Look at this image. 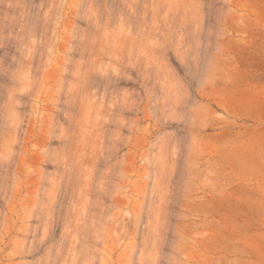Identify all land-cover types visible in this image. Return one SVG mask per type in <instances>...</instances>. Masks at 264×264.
Here are the masks:
<instances>
[{"label": "rangeland", "instance_id": "374dc122", "mask_svg": "<svg viewBox=\"0 0 264 264\" xmlns=\"http://www.w3.org/2000/svg\"><path fill=\"white\" fill-rule=\"evenodd\" d=\"M54 1L0 0V264H264V0ZM48 11L46 70L80 29L87 39L84 57L70 54L84 78L64 88L77 92L68 117L53 80L21 96ZM85 66L110 82L92 84ZM52 113L63 129L49 141Z\"/></svg>", "mask_w": 264, "mask_h": 264}, {"label": "bare ground", "instance_id": "6f19581e", "mask_svg": "<svg viewBox=\"0 0 264 264\" xmlns=\"http://www.w3.org/2000/svg\"><path fill=\"white\" fill-rule=\"evenodd\" d=\"M30 1V0H29ZM54 1V0H53ZM51 2V0H50V2H51V4L52 5H50V8H49V10H50V12L53 10V12L56 10V2L54 1V2ZM49 2V3H50ZM1 3V2H0ZM14 5V4H13ZM35 6V5H34ZM77 6V5H76ZM82 6V5H81ZM144 6V5H143ZM14 7V6H13ZM78 7V6H77ZM30 8V7H29ZM147 11V10H146ZM49 11H48V15H46L44 18L45 19H43V16H42V19L44 20V21H42V23L40 24V25H38V26H36V24H35V26H36V28L37 29H34V31L36 32H34V34H37L36 35V37L38 36V38H39V43H37V44H34L33 46H34V49L33 48H31V53L30 54H28V55H30V57H29V60H28V62H22V60H21V64H23V65H25V66H22L20 63V65H21V67L22 68H24L25 70H24V72H25V74H26V76L25 75H23V74H21V73H23V71H21V73H18L17 75L21 78V76L23 75V77L25 76L26 77V79L24 80V81H22V82H20L21 83V90H23L24 91V93L25 94H22L21 93V96H23V97H28V98H31V97H33V96H35V94H36V92H37V90H36V86L38 85V83H39V80L41 79V81L43 80V81H49V83H50V81H54V83H55V86L56 87H58V85H60V91H59V89H57L56 88V90L54 91V92H57V93H55L57 96H59L60 98L62 97L64 100H62V101H64V102H61V103H64V104H66V108L64 107V108H62L59 104V106H60V108L58 107V109H56V110H58V111H60L61 113H65L66 112V114H64V115H66V117H68V115L70 116V114L68 113V109H69V107L71 106L70 104H72L71 102L73 101L72 99L70 100V98H69V92L71 91V89H73V87H74V85H73V83L74 82H70L69 84H70V86H71V84H72V86L70 87V90H69V88H68V90L67 89H64V88H66V85H67V83L69 82V77H70V75H72V73L73 74H75V72H76V76H78L79 78H84V76L83 77H81V76H79L80 74H83L82 73V71H81V73H79L80 72V69H79V71L77 72V70H78V68H77V70H75V72L73 71H71V65H72V61H71V59H72V57L71 56H73L74 55V53L75 52H79L81 55H82V57H84L83 56V54L82 53H84V50H85V48H84V44H85V39H86V37L84 36V33H85V30H83V29H80L79 30V34L78 35H73L72 33V38L74 37H77L78 36V38H75V39H77V41H75V42H73V41H69V43H68V45L66 46L67 47V49H66V51L69 53H66L65 52V54L63 55V56H60L61 58V60L64 62L61 66H60V68H58L57 67V69H56V71L54 72V71H51V69L49 68L48 70H46V68L49 66V63L51 64V62H53L52 61V58H51V56H49V55H51V49L49 48V43H50V40H51V38L53 37V38H55L53 35L51 36V33H52V27H51V25H52V22H53V20H54V16H53V14H52V16H51V13H50ZM83 10H81V11H79V17H80V19H82L83 20V18L85 17V15L83 14ZM5 14V13H4ZM32 14V13H31ZM44 15V14H43ZM39 16V15H38ZM37 16V17H38ZM86 18V17H85ZM84 18V19H85ZM12 19V18H11ZM14 19V18H13ZM89 19V18H88ZM29 20V18L27 19V23L28 22H30V20ZM33 20V19H32ZM9 21V20H8ZM14 21H15V19H14ZM13 20H12V22H13V24L12 25H14L15 26V24H18V21H15L14 22ZM23 21H24V19H23ZM22 21V22H23ZM9 22H11V20L9 21ZM25 22H26V20H25ZM32 22V21H31ZM15 23V24H14ZM25 24L24 23V25L27 27V25H28V27H29V25H30V27H31V24ZM9 24V23H8ZM20 25H23V23H21V21H20ZM24 25H23V27H24ZM1 26V25H0ZM10 27V26H9ZM20 27V26H19ZM19 27H17V28H19ZM26 27H24V28H26ZM29 27V28H30ZM12 28V27H11ZM23 28V29H24ZM28 29V28H27ZM25 30L24 29V31H23V34L25 35V33H26V37L28 36V34H29V36H31L32 35V30ZM32 29V28H31ZM56 29V28H55ZM3 30V29H2ZM1 30V27H0V31H2ZM17 30V29H16ZM20 30H21V28H20ZM18 31V33L20 32L19 30H17ZM27 31H28V33H27ZM32 33H31V32ZM10 32V31H9ZM12 32H15V30L13 31V30H11V32L10 33H12ZM21 32H22V30H21ZM20 32V33H21ZM54 32V31H53ZM17 33V34H18ZM75 33V32H74ZM23 34H20L21 36L23 35ZM33 34V37H35V35ZM77 34V33H76ZM70 35V34H69ZM68 35V36H69ZM16 37L17 38V40H19L18 39V37L19 38H21L20 36H16V35H12V36H10L11 37V42H12V40L14 41L15 39H12V38H14V37ZM28 36V37H29ZM64 36H66V35H64ZM71 36V35H70ZM7 37H9V36H7ZM25 37V38H26ZM33 37H31V38H33ZM35 37V38H36ZM132 37H134V36H132ZM136 37V36H135ZM23 38V37H22ZM21 38V39H22ZM25 38H23V39H25ZM30 38V37H29ZM28 38V39H29ZM34 38V39H35ZM65 38V37H64ZM5 40V39H4ZM7 40V39H6ZM10 40V39H9ZM53 40V39H52ZM73 40V39H72ZM87 40V39H86ZM89 40V39H88ZM2 41V40H1ZM0 41V42H1ZM26 41V40H25ZM38 41V40H37ZM36 41V42H37ZM8 42V41H7ZM16 42V41H15ZM15 42H13V43H15ZM27 42V41H26ZM26 42H25V44H26ZM34 42V41H33ZM53 42V41H52ZM2 43V42H1ZM12 43V44H13ZM23 43L24 42H22V41H20L19 43H17V44H14L13 45V47L16 49H14V51H18V50H23V49H25V48H23L22 46H23ZM55 43V42H54ZM88 44H90V43H88ZM3 45L5 46L6 45V43L4 42L3 43ZM3 45H1L2 47H3ZM8 45V44H7ZM54 45V44H53ZM12 46V45H11ZM25 46V45H24ZM87 46V45H86ZM93 46H95V45H93ZM135 46V45H134ZM133 46V47H134ZM1 47V48H2ZM13 47H11L10 49L12 50V48ZM26 47V46H25ZM54 47V46H53ZM132 47V48H133ZM3 48H5V47H3ZM9 48V47H8ZM48 48L50 49V53L49 54H47V50H48ZM30 49V48H29ZM137 49V48H136ZM5 50V49H4ZM28 50V49H27ZM93 50H95V49H93ZM92 49L91 50H89V51H93ZM135 50V49H134ZM30 51V50H29ZM88 51V50H87ZM3 52V51H2ZM19 52V51H18ZM149 52V51H148ZM19 53H21V52H19ZM90 53V52H89ZM88 53V54H89ZM70 54H71V56H70ZM91 55H90V57L91 56H93L92 55V52L90 53ZM147 54V53H146ZM145 54V55H146ZM6 55V54H5ZM26 56H27V54H25ZM48 55V57H50L51 59L50 60H48V57H46ZM53 55V54H52ZM59 55V54H58ZM3 56H4V53H3ZM24 56V55H23ZM25 56V57H26ZM55 56V55H54ZM128 56H130L129 54H128ZM147 56V55H146ZM7 57V56H6ZM10 57H11V55H10ZM58 57V56H57ZM24 58V57H23ZM27 58V57H26ZM46 58V59H45ZM54 58V57H53ZM121 58V57H120ZM123 58V57H122ZM131 58V57H130ZM136 58V57H135ZM135 58H133V59H135ZM148 58V57H147ZM147 58H146V60H147ZM19 59V58H18ZM25 59V58H24ZM81 59V58H80ZM94 59V58H93ZM92 59V60H93ZM27 60V59H26ZM44 60H46V61H44ZM83 60V59H82ZM87 60V59H86ZM125 59L123 58V60L121 59V61H124ZM140 60V59H139ZM139 60H138V58H137V64H135V65H138V63H139ZM1 61V60H0ZM16 61V59H14V62ZM47 61H51V62H47ZM79 61H81V60H79ZM88 61V60H87ZM86 61V62H87ZM120 61V62H121ZM126 61V60H125ZM132 61V60H131ZM134 61V60H133ZM135 61V62H136ZM149 61V60H148ZM148 61H147V63H148ZM13 62V63H14ZM19 62V61H18ZM81 62H83V61H81ZM81 62H79V65H81V64H83V63H81ZM89 62H91L90 60H89ZM119 62V61H118ZM129 62V61H128ZM128 62H127V64H128ZM16 63H17V61H16ZM48 63V64H47ZM54 63V62H53ZM98 63V62H97ZM131 63V62H130ZM133 63V62H132ZM145 63V62H144ZM150 63V62H149ZM6 64V63H5ZM18 64V65H19ZM56 64H57V61H56ZM55 64V65H56ZM59 64V63H58ZM87 63H85L84 65H86ZM122 64L124 65V63L122 62ZM121 64V65H122ZM140 64V63H139ZM17 65V66H18ZM48 65V66H47ZM52 65V64H51ZM77 65H78V62H77ZM76 65V66H77ZM91 65H93L94 66V64H93V62H91V64H90V66ZM95 65H96V63H95ZM103 65V63L101 64V67H99V69H100V71L102 72V73H105V72H103L102 70H101V68L103 67L102 66ZM120 65V64H119ZM120 65V66H121ZM132 65V64H131ZM134 65V64H133ZM143 65V64H142ZM2 66V63L0 64V67ZM5 66V65H4ZM6 66H7V64H6ZM11 66V65H10ZM89 68H90V66H89V64L87 65ZM87 66H85V68L87 67ZM114 66V65H113ZM111 67V68H114V69H111V70H115V67ZM145 66H146V63H145ZM145 66H143V67H145ZM51 67V66H50ZM53 67V66H52ZM88 67L85 69V68H83V69H85L84 71V74H85V77L87 78V79H89V81H91V83H92V81H93V83L95 84V85H99V82H110L109 80H110V76H105V75H107V74H105L104 76H103V74L101 73L100 75H99V73L98 72H100V71H98L97 73H98V75L100 76V77H95V78H92L93 77V73H95L96 71H93L92 72V69L93 70H95V68H90V72H92L91 73V80H90V76H89V71H88ZM95 67V66H94ZM130 67V66H129ZM132 68L133 67H135V66H131ZM142 67V68H143ZM149 67H151V66H149ZM3 68H5V67H3ZM8 68V67H7ZM10 68H12V67H10ZM9 68V69H10ZM19 69H21L20 67H18ZM82 68V67H81ZM109 68V67H108ZM13 69V68H12ZM73 69V68H72ZM97 69V68H96ZM98 69V70H99ZM103 69V68H102ZM106 69V68H105ZM110 69H108V71L110 70ZM116 69L118 70L119 69V67L117 68V66H116ZM136 69V68H135ZM135 69H133V70H135ZM138 69H139V66H138ZM145 69V68H144ZM149 69V68H148ZM4 70V69H3ZM7 70V69H6ZM11 70V69H10ZM18 70V69H17ZM22 70V69H21ZM122 70V68L120 69V71ZM132 70V69H131ZM145 70H147V69H145ZM12 71V70H11ZM13 71H14V69H13ZM27 71V72H26ZM107 71V70H106ZM116 71V70H115ZM114 71V72H115ZM138 71V70H137ZM148 71V70H147ZM151 71V70H150ZM2 72V71H1ZM6 72V71H5ZM4 71H3V73H5ZM110 72V71H109ZM143 72V71H142ZM149 72V71H148ZM11 73V72H10ZM9 73V74H10ZM86 73H88L87 75L89 76V77H87L86 76ZM97 73L95 74L96 76H97ZM111 73V72H110ZM117 74H118V72H116ZM123 73H124V75H126L127 73H129V72H122V75H123ZM126 73V74H125ZM0 74H2V73H0ZM7 74V73H6ZM79 74V75H78ZM93 74V75H92ZM143 74H145V77H147V75H149V73H143ZM147 74V75H146ZM4 75V74H3ZM13 75V74H12ZM16 75V76H17ZM21 75V76H20ZM57 75H60V77L58 78L57 77ZM109 75H111L112 76V74H109ZM116 75V74H115ZM114 75V76H115ZM120 75V74H119ZM123 75V76H124ZM130 75V74H129ZM13 76H15V75H13ZM75 76V75H74ZM102 76V77H101ZM121 76V75H120ZM5 77H11V76H5ZM19 77H17L18 79H19ZM78 77H76V79H78ZM17 78H15V77H11L10 78V80L14 83V82H16V81H18L19 82V80L17 79ZM85 78V80H83L84 82H83V84H84V86H86L85 84L87 83L86 82V79ZM113 79L114 78H116V76L115 77H112ZM119 78V77H118ZM122 78V77H121ZM133 78V77H132ZM23 79V78H22ZM80 79V82H79V79L78 80H76V82L78 81L79 83H80V85H82L81 83H82V80ZM129 79V78H128ZM146 79H149V78H146ZM112 80V79H111ZM118 80V79H117ZM130 80V79H129ZM72 81V80H71ZM88 81V80H87ZM18 82H16V84L18 83ZM75 82V83H76ZM147 82V81H146ZM11 83V82H10ZM23 83V84H22ZM43 83V82H42ZM92 83V84H93ZM142 83H143V81H142ZM41 84V83H40ZM145 84V83H144ZM51 85V84H50ZM76 85H79V84H76ZM75 85V86H76ZM79 85V86H80ZM88 86L90 85V82L87 84ZM40 86V85H39ZM84 86H80V87H84ZM87 86V87H88ZM93 86V85H92ZM103 86H104V90H102V91H104V92H107L106 91V89H108V85L107 84H103ZM146 86V85H145ZM15 87V86H14ZM17 87V86H16ZM19 87V86H18ZM17 87V88H18ZM51 87H54V85L53 86H51ZM87 87H85V91L86 90H89ZM90 87H91V85H90ZM13 88V87H12ZM39 88V87H38ZM50 88V87H49ZM59 88V87H58ZM147 88V87H146ZM19 89V88H18ZM51 89V88H50ZM75 89V88H74ZM96 89H98V88H96ZM20 90V89H19ZM40 90V89H39ZM78 90H80L79 88H78ZM99 90V89H98ZM124 90V89H123ZM10 91H11V89H10ZM41 91V90H40ZM76 91H77V88H76ZM75 91V92H76ZM82 91V90H81ZM80 91V92H81ZM19 92H21V91H19ZM49 92V91H48ZM53 92V93H54ZM74 91H72V92H70L71 94L73 93ZM83 92V91H82ZM88 92V91H87ZM97 92V91H96ZM104 92H102L103 94H104ZM124 92V91H123ZM122 92V93H123ZM127 92V91H126ZM130 92V91H129ZM9 93V92H8ZM14 93H15V91H14ZM77 93V92H76ZM76 93H74V94H76ZM89 93H91V90H89ZM93 93V92H92ZM95 93V92H94ZM12 94V93H11ZM51 94V93H50ZM54 94V95H55ZM74 94H72V95H74ZM115 94H117V93H115ZM130 94V93H129ZM81 95V94H80ZM83 95H85V93L84 94H82V96ZM94 95V94H93ZM105 95V94H104ZM8 96L10 97V95L8 94ZM88 96V95H87ZM87 96H85V99H88V98H86ZM130 96V95H129ZM9 97H7V98H9ZM20 97V96H19ZM72 97V96H71ZM79 97V96H78ZM119 97H121V96H119ZM119 97H118V99H119ZM15 98V97H14ZM13 98V99H14ZM82 98V97H81ZM80 98V99H81ZM94 98V97H93ZM117 98V97H116ZM10 99V98H9ZM16 99V98H15ZM21 99V98H20ZM52 99V98H51ZM77 99V98H76ZM80 99H79V101H80ZM83 99H84V97H83ZM90 99V98H89ZM111 99H113V97L111 98ZM12 100V99H11ZM37 100V99H36ZM55 100H57V99H55ZM60 100V99H59ZM78 100V99H77ZM82 100V99H81ZM101 100V99H100ZM99 100V101H100ZM50 101V100H49ZM48 101V102H49ZM52 101V103H53V99L51 100ZM61 101V100H60ZM89 101V100H88ZM88 101L87 102H85V101H83L82 100V103L80 104L79 103V105L81 106L82 104L84 105V103L83 102H85L86 104L84 105V107L86 106H88V104H92V103H90V101H89V103H88ZM96 101V100H95ZM102 101V100H101ZM100 101V102H101ZM113 101H115V100H113ZM112 101V102H113ZM117 101V100H116ZM120 101V100H119ZM119 101H117V102H119ZM125 101V100H124ZM124 101H123V103H124ZM136 101V100H135ZM11 102V101H10ZM12 102H13V100H12ZM15 102V101H14ZM25 102V101H24ZM23 102V103H24ZM44 102V101H43ZM73 102H75V104H76V100L75 101H73ZM78 102V101H77ZM99 102V103H100ZM111 102V103H112ZM117 102H115V103H113V105H114V107H115V109H113V110H115V111H121L124 107L126 108V106H123V104H120V103H117ZM127 102V101H126ZM25 103H28V102H25ZM25 103H24V105H25ZM60 103V102H59ZM88 103V104H87ZM96 103V102H95ZM132 103H134V102H131V104ZM137 103V102H136ZM14 104V103H13ZM104 104V103H103ZM107 104V103H106ZM125 104V103H124ZM10 105V104H9ZM15 105V104H14ZM13 105V106H14ZM20 105V104H19ZM18 105V106H19ZM21 105H22V102H21ZM24 105H22V107H24ZM28 105V104H27ZM37 105V104H36ZM45 105V104H44ZM105 105V104H104ZM126 105V104H125ZM26 106V105H25ZM78 106V105H77ZM96 106V105H95ZM102 106V105H101ZM106 106V105H105ZM8 107V106H7ZM75 107V106H74ZM88 107H90V106H88ZM92 108L94 107V105H92L91 106ZM113 107V106H112ZM129 107V106H128ZM131 107V106H130ZM0 108H2V107H0ZM12 108H14V107H12ZM77 108V107H76ZM92 108L91 109H88V110H92ZM96 108H98V107H96ZM103 108H104V106H103ZM6 109V108H5ZM79 109V108H78ZM81 109V108H80ZM82 109H84V108H82ZM85 109H87V108H85ZM95 109V108H94ZM51 110V109H50ZM96 110V109H95ZM125 110V109H124ZM93 111V110H92ZM24 112H25V110H24ZM19 119H18V122L15 120V122H14V125H15V128H13L14 130H15V132H14V134L17 136V144L20 146V141H21V138H22V136H23V134H25L26 133V128H25V126H23V124H24V122H25V115L26 114H24L23 115V112H19ZM53 114V113H52ZM120 114V113H119ZM60 115V114H59ZM77 115V114H76ZM115 115V114H114ZM3 116H5V115H3ZM53 116H54V119H53ZM53 116H51L52 118H51V123H49V124H47L48 125V128H47V130L45 131L46 132V134H47V136H49L48 137V140L49 141H51L52 139H54V138H59L58 137V135H57V129H59V127L60 128H62V125L59 123L60 121L58 120L57 121V115H56V117H55V114H53ZM71 116H72V114H71ZM75 117L76 116H74L73 118V120L75 121ZM2 118V117H1ZM48 118H49V116H48ZM77 118V117H76ZM111 118V117H110ZM27 119V118H26ZM70 119H72V118H70ZM112 119V118H111ZM115 119V118H114ZM117 119V118H116ZM68 120V119H67ZM5 122V121H7V120H3L2 119V122ZM68 121H70V120H68ZM110 121V120H109ZM112 121H114L113 119H112ZM116 121H118V119L116 120ZM72 122V121H71ZM29 123V121L28 122H26V124H28ZM101 123V122H100ZM7 124H9V123H7ZM72 124V123H71ZM113 124V123H112ZM116 124V123H115ZM126 124V123H125ZM63 129V128H62ZM49 150L47 149L46 150V153H49V154H47L46 155V158H48L49 160H51L49 157H53L54 158V156L52 155V152H48ZM45 153V152H44ZM54 154H55V152H54ZM52 155V156H51ZM45 157V156H44ZM46 158H44V159H46ZM12 159V158H11ZM13 159H15V157H13ZM43 159V160H44ZM12 161H14V160H12ZM12 161L10 160V164H12ZM47 162V161H46ZM51 162H52V160H51ZM54 162V161H53ZM5 163V162H4ZM9 163V162H8ZM55 163H56V161H55ZM54 163V164H55ZM53 164V163H52ZM56 164H59V163H56ZM5 165H7V164H5ZM10 167V166H9ZM8 169V168H7ZM42 171V170H41ZM39 173H41V172H39ZM38 173V174H39ZM6 174V173H5ZM44 175V174H43ZM7 180V178L5 179V181ZM74 190V189H73ZM36 205L37 204H35V206L34 207H36Z\"/></svg>", "mask_w": 264, "mask_h": 264}]
</instances>
